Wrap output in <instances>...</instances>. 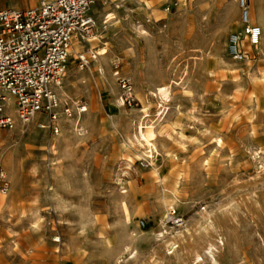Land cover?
I'll return each instance as SVG.
<instances>
[{"label":"rangeland","instance_id":"obj_1","mask_svg":"<svg viewBox=\"0 0 264 264\" xmlns=\"http://www.w3.org/2000/svg\"><path fill=\"white\" fill-rule=\"evenodd\" d=\"M239 2L101 0L89 9L94 23L68 51L79 45L66 61L76 69L61 78L70 99L55 112L61 123L66 110L80 117L85 132H67L68 145L50 153L61 132L46 116L26 124L34 141L26 132L18 142L15 118L0 130V139L11 133L0 147L14 151L0 159L8 183L0 195L11 197L0 210V264H194L196 254L211 264L208 253L218 264H264L263 25L256 47L239 40L237 54L228 49L244 11L255 21L261 9L264 21V0ZM100 47L108 50L101 66L92 54ZM160 86L169 89L163 103ZM6 107L13 113L12 100ZM140 124L155 130L153 159L137 141ZM171 187L189 204L173 207L181 228L161 207ZM184 226L182 240L170 239Z\"/></svg>","mask_w":264,"mask_h":264},{"label":"built area","instance_id":"obj_2","mask_svg":"<svg viewBox=\"0 0 264 264\" xmlns=\"http://www.w3.org/2000/svg\"><path fill=\"white\" fill-rule=\"evenodd\" d=\"M35 2L34 7L23 11L0 8V130L14 125L6 111V97L11 96L20 122L28 123L34 116L44 115L49 129L57 133L58 97L53 88L62 75L73 38L86 33L93 24L88 12L96 1ZM240 7L245 8L244 0H240ZM243 20H247L245 11ZM258 33L256 28L250 31L252 36ZM230 41L236 42L234 38ZM122 88L129 90L123 80ZM76 110L81 114L85 107L79 103ZM65 113L70 116L68 110ZM7 188L0 170V190L6 192ZM168 220L175 228L184 224L173 211L168 213Z\"/></svg>","mask_w":264,"mask_h":264},{"label":"bare ground","instance_id":"obj_3","mask_svg":"<svg viewBox=\"0 0 264 264\" xmlns=\"http://www.w3.org/2000/svg\"><path fill=\"white\" fill-rule=\"evenodd\" d=\"M139 3V2H138ZM240 3V2H239ZM240 5V4H239ZM142 7H143V9H145V10H147L148 8H149V5H148V3H144L143 5H142ZM91 8V7H90ZM227 10H230V8L229 9H227ZM226 10V11H227ZM231 11V10H230ZM148 12V11H147ZM229 12L227 11V13H226V15L228 14ZM233 13H235V12H233ZM246 14H247V12H246ZM260 14H262V11H261V9H259V10H257V12L255 13V15H256V17H255V21H253V18H252V16H250L249 18L247 17V20L246 21H244L243 20V18H242V20H243V22L241 21V22H239L240 23V28H241V31H239V32H237V31H233L234 32V34L236 35H230V37L231 38H234L235 40H236V42L235 43H232L231 41V43L228 45V49L230 50V52L231 53H233V54H237V52H238V45H237V42L239 41V40H243V44L244 45H250V47L251 46H253V45H255V47L259 44V38L261 37V30L260 29H263L262 28V25H263V27H264V21H263V19H262V17H261V15ZM112 15L113 14H110V13H101L100 12V14H99V16H102L103 18V21L104 20H111V17H112ZM228 15H230V14H228ZM232 15V14H231ZM227 16L225 19H227L228 18V22H232V23H234V22H236V19L233 17V15L232 16ZM92 19V18H91ZM92 22H93V19H92ZM238 22V21H237ZM94 23V22H93ZM238 24V23H237ZM258 24H261V28H259L258 26H255V25H258ZM93 25V24H92ZM260 26V25H259ZM167 27V26H166ZM252 28H256V29H258V31H259V33H258V35H254V36H252L251 34H250V31H251V29ZM95 39V38H94ZM92 40V39H91ZM97 40V39H96ZM245 41V42H244ZM89 42V41H88ZM87 42V43H88ZM92 42V41H91ZM78 48H79V45L78 44H73V48H72V53H71V55H69V57H68V59H69V61L70 60H72V58H74L73 56L77 53V50H78ZM122 49V48H121ZM69 51V50H68ZM108 51V50H107ZM107 51L105 50V47H100V48H97V50L96 51H94V52H92V54L94 55L93 56V58L95 59V60H98V63H99V65H100V62H99V59H101V58H104V57H106L105 55H106V53H107ZM108 54H109V52H108ZM241 58V57H240ZM81 60H84V59H82V57L80 58ZM74 60V59H73ZM107 60V59H106ZM67 63V62H66ZM95 66V65H94ZM101 66V65H100ZM76 69L73 65H72V63L71 62H69L67 65L65 64V67H64V70H63V72H62V75H61V77H60V79H59V81H58V83L54 86V91L56 92V95L58 96V101H59V106L61 105V104H64V105H66L67 104V100H69L70 99V97L68 96V94H67V90L66 89H64L63 88V86H62V83H61V80L62 79H68V76H69V71L71 70V69ZM153 68V67H152ZM66 70V72H64ZM95 71H97V69L95 70ZM64 74V75H63ZM70 74H71V71H70ZM100 75V74H99ZM85 77V76H84ZM62 78V79H61ZM155 83V82H154ZM170 84V83H169ZM172 85V84H171ZM167 86H169V85H167ZM168 88H166L165 86H160V87H156L155 88V94H156V96L158 95V97H159V99H160V102H165L166 100H167V98H168ZM8 98H11V100H12V108H13V99H12V97L11 96H7L6 97V101H7V99ZM154 98V97H153ZM7 103V102H6ZM122 103V102H121ZM162 105H164V104H162ZM162 105L160 106V107H162ZM67 106V105H66ZM162 109V108H161ZM163 111H164V109H162ZM7 111V113L12 117V118H15V119H17L16 118V116H15V114H14V108H13V113H11L10 114V112H8V109L6 110ZM160 112V111H159ZM161 113V112H160ZM166 113H167V111H166ZM12 114H13V116H12ZM58 114V113H57ZM60 114V113H59ZM162 114V113H161ZM85 115V114H84ZM36 116H44V115H36ZM61 116V115H60ZM59 116V117H60ZM63 116V115H62ZM45 117V116H44ZM70 116H67V117H64L65 119H63L62 121V123H61V120L57 117V121H56V123H57V125H58V128H59V130H60V132L61 133H59L58 135H56L57 137L56 138H54L55 140H54V142L52 143L51 142V144L52 145H50V150H49V152L51 153V152H53L54 151V149L56 148L55 147V145L57 144H61V146L63 145V147H66L67 145H68V142L70 141V138H68L65 134H67V132H71V133H73V134H71V135H74V136H77V137H79V136H82V133H84L85 131H84V125H85V123L81 120V118L80 117H78V118H69ZM77 117V116H76ZM33 119H35V116H34V118ZM32 119V120H33ZM18 120V119H17ZM31 120V121H32ZM87 120V119H86ZM13 121H14V119H13ZM19 121V120H18ZM30 121V122H31ZM17 123V122H16ZM84 123V124H83ZM27 124V123H26ZM26 124L25 123H23V122H20V123H18V133L20 134V137L18 138V142H21V141H23V137L22 136H24L25 134H27L28 133V137H29V139L31 140V141H34L36 138H38L37 136H38V132L36 131V130H34V129H30V128H26ZM61 125H62V127H61ZM143 125V124H142ZM141 124L140 125H138V128H137V141L139 142V141H141V142H143V146H145V149H147L148 150V153H147V158L148 159H153V157H154V154L157 152V150H156V147H154V144L152 143V141H153V139H155V137H156V133H155V130L150 126V127H147V126H142ZM37 127V126H36ZM159 127V126H158ZM38 128V127H37ZM42 129L44 128V127H41ZM45 129V128H44ZM27 132V133H26ZM11 133H9L7 136H5V137H2L1 139H0V142H3V140H5V139H7L8 137L10 138V135ZM69 135V134H68ZM15 136V135H14ZM18 137V136H17ZM76 138V137H75ZM15 139V138H14ZM13 139H11V141H12ZM77 140V139H76ZM41 141L42 142H44L45 141V139L42 137L41 138ZM160 141V140H159ZM41 142V143H42ZM50 142V141H49ZM76 142V141H75ZM15 143V142H14ZM31 143V142H30ZM78 143V142H77ZM126 143V142H125ZM135 143V142H134ZM46 144V143H45ZM138 144V143H137ZM14 145V144H13ZM33 145V144H32ZM56 145V146H57ZM130 145V144H129ZM133 145V144H132ZM135 145V144H134ZM133 145V146H134ZM139 145H140V143H139ZM138 145V146H139ZM4 146V145H3ZM31 146V145H30ZM4 147H6V146H4ZM62 147V148H63ZM135 147H137V145H135ZM8 148H9V146H8ZM7 148V149H8ZM129 148V147H128ZM4 149V148H3ZM2 149V146L0 147V159H1V157H3V158H5L6 159V161H11L12 159H13V152L12 151H9V152H7V153H5V151ZM6 149V150H7ZM22 149V148H21ZM61 149V148H60ZM130 149V148H129ZM19 150V149H18ZM136 150V149H135ZM146 150V151H147ZM59 151V150H58ZM15 152H16V150H15ZM145 152V151H144ZM16 153H18V152H16ZM16 155V154H15ZM53 156H54V154H52ZM60 156V155H59ZM146 156V155H145ZM1 161V160H0ZM6 161H5V163H6ZM15 161V160H14ZM150 161V160H149ZM8 163V162H7ZM7 163H6V165H7ZM10 163V162H9ZM16 165V164H15ZM9 166V165H8ZM14 166V165H13ZM12 167V166H11ZM20 168H21V166H20ZM16 171V170H15ZM51 173V172H50ZM76 173V172H75ZM77 174V173H76ZM80 176V175H79ZM67 178V177H66ZM81 178V177H80ZM55 182V181H54ZM190 182V181H189ZM187 183V182H186ZM189 184V183H188ZM187 184V185H188ZM180 185V184H179ZM190 186V185H189ZM188 186V187H189ZM164 187H166V186H164ZM168 187V186H167ZM177 187H178V185H177ZM172 188V187H171ZM14 190V189H13ZM12 190V191H13ZM168 191V192H167ZM167 191H165V192H167V193H165V194H169L168 195V198H164L163 199V202H162V205H161V207H163L162 209H165L166 210V208L167 207H171V208H169L170 209V212L171 211H173L175 214H177L174 210L175 209H173V207H183V208H185V209H187L188 208V206H189V204H187V202L186 201H181V200H179V198L177 197V192H176V188L175 187H173L172 189H170V190H167ZM164 193V192H163ZM3 194V193H2ZM10 198L11 197H7V196H2V195H0V210H4L5 208H7L8 207V205L11 203V201H10ZM49 202V201H48ZM189 203V202H188ZM159 204H160V202H159ZM191 204V203H190ZM156 206V205H155ZM158 206H160V205H158ZM10 208V207H9ZM190 208V207H189ZM161 209V210H162ZM160 210V209H159ZM3 212V211H2ZM161 212V211H160ZM164 212V211H163ZM163 212H161V213H163ZM178 215V214H177ZM28 216V215H27ZM30 216V215H29ZM209 215H207V217H204L203 218V220L205 221V222H207L208 220H209V217H208ZM17 218V217H16ZM160 218V217H159ZM162 219V218H161ZM159 221V220H158ZM165 221V220H164ZM160 223V225H162V222L160 221L159 222ZM2 224V223H1ZM202 224V221L201 220H195V219H190V227H192V228H200L199 226H202L201 225ZM209 225H211V221L209 222ZM163 226V225H162ZM212 226V225H211ZM160 227V226H159ZM210 228H213V227H210ZM158 229V228H157ZM10 230V229H9ZM188 228H186V226H184L183 227V230H181V231H179V230H177V232H176V237H173V236H171L170 237V239H173V240H182L183 238H184V236H185V234L188 232ZM207 230V229H206ZM166 233V232H165ZM255 235V234H254ZM155 240V239H154ZM172 240V241H173ZM55 241H57V240H55ZM134 241V240H133ZM60 242V241H59ZM255 243V242H254ZM172 245H175L174 243H172ZM212 247V246H211ZM264 249V248H263ZM127 250V249H126ZM128 251V250H127ZM132 252V251H131ZM196 254V253H195ZM210 256H209V259H210V262H211V264H218L217 263V260L214 258V256L211 254V253H208ZM129 255V254H128ZM261 255H263L264 256V254L262 253ZM117 260V259H116ZM201 258H200V255H195L194 257H193V263L194 264H199V262H201ZM116 262V261H115ZM209 262V263H210Z\"/></svg>","mask_w":264,"mask_h":264},{"label":"crops","instance_id":"obj_4","mask_svg":"<svg viewBox=\"0 0 264 264\" xmlns=\"http://www.w3.org/2000/svg\"><path fill=\"white\" fill-rule=\"evenodd\" d=\"M95 1L96 2H99L101 0H95ZM107 1L108 2H111V1H117V0H107ZM120 1L121 2H124V3H129V2H132L134 0H120ZM35 4H36L35 0H0V8H2V9H10V10H16V11H23V10L30 9V8L34 7ZM91 7H94V5L91 6ZM10 100H11V98H8L7 99V102H9ZM36 117H38V116H35V118Z\"/></svg>","mask_w":264,"mask_h":264}]
</instances>
